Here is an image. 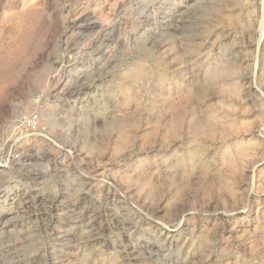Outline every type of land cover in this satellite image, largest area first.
<instances>
[{"label": "rangeland", "instance_id": "374dc122", "mask_svg": "<svg viewBox=\"0 0 264 264\" xmlns=\"http://www.w3.org/2000/svg\"><path fill=\"white\" fill-rule=\"evenodd\" d=\"M0 264H264V0H0Z\"/></svg>", "mask_w": 264, "mask_h": 264}, {"label": "built area", "instance_id": "2783aa9c", "mask_svg": "<svg viewBox=\"0 0 264 264\" xmlns=\"http://www.w3.org/2000/svg\"><path fill=\"white\" fill-rule=\"evenodd\" d=\"M38 118L37 117H32L29 119L28 121V128L30 130H34V131H37L38 128H39V124H38Z\"/></svg>", "mask_w": 264, "mask_h": 264}, {"label": "bare ground", "instance_id": "6f19581e", "mask_svg": "<svg viewBox=\"0 0 264 264\" xmlns=\"http://www.w3.org/2000/svg\"><path fill=\"white\" fill-rule=\"evenodd\" d=\"M27 12H28V11H27ZM22 14L25 15L24 13H22ZM22 14H21V16H22ZM27 14H28V13H27ZM17 16H18V15H17ZM31 16H32V15H31ZM22 17H23V16H22ZM24 17H26V16H24ZM20 18H21V17H20ZM20 18H19V19H20ZM21 19H22V18H21ZM27 20H28V19H27ZM27 20H26V21H27Z\"/></svg>", "mask_w": 264, "mask_h": 264}]
</instances>
